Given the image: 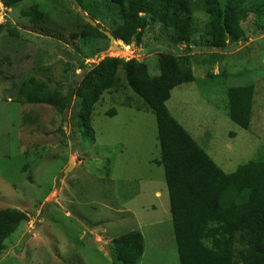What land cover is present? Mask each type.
Instances as JSON below:
<instances>
[{"label":"rangeland","instance_id":"374dc122","mask_svg":"<svg viewBox=\"0 0 264 264\" xmlns=\"http://www.w3.org/2000/svg\"><path fill=\"white\" fill-rule=\"evenodd\" d=\"M34 4L46 13L43 27L20 16ZM87 4L94 5L92 0H26L9 12L0 1V226L6 210L27 218L6 240L0 264H122L113 241L134 231L146 241L141 264H179L155 116L119 107L105 94L94 111L93 139L80 127L75 100L67 120L50 107L23 103L33 79L44 78L43 67L50 69L54 87L66 92L86 71L82 59L87 67L106 57L137 59L151 69L157 65L158 56L141 46L117 42L122 51H114L106 39L74 40L82 19L111 28L108 20L96 21ZM196 23L200 43L207 23L203 12L196 13ZM261 23L256 18L246 23L251 38L232 52L204 47L176 58L194 70L195 81L172 92L168 109L227 174L264 159V31L253 36ZM241 32H236L239 40ZM157 37L150 48L167 47L166 36L159 31ZM90 54L94 59L87 58ZM151 69L159 75L157 67ZM251 70L256 98L253 123L245 131L228 116L232 82L219 76ZM211 73L218 77L214 82ZM113 108L117 116L109 117ZM28 117L34 123L25 122Z\"/></svg>","mask_w":264,"mask_h":264},{"label":"trees","instance_id":"16d2710c","mask_svg":"<svg viewBox=\"0 0 264 264\" xmlns=\"http://www.w3.org/2000/svg\"><path fill=\"white\" fill-rule=\"evenodd\" d=\"M0 1L10 12L20 9L26 0ZM92 3L93 6L87 4V9L95 14L96 21L111 22V28L103 30L110 31L125 46H141L146 54L154 53L158 56L155 68L137 59L110 57L87 67L82 59L80 65L86 74L81 82L74 81L64 92L54 87L50 69L43 67L40 73L44 78L33 79L23 103L50 107L67 120L75 100L76 112L81 114L80 127L93 139L94 111L105 94L119 107L154 115L179 264H264V159L245 164L232 174L225 173L167 106L176 88L195 81L194 70L183 67L176 58L204 47L214 52H232L240 42H249L251 37L244 27L252 18L263 20L253 36L264 31V0H92ZM198 12L207 18L200 43L195 40ZM20 16L40 27L47 18L37 4L22 9ZM79 29L80 33L71 35L74 40H109L100 32L101 26L93 27L83 19ZM238 30L243 33L241 40L236 36ZM159 31L166 36L167 47L151 49L152 44L159 42ZM11 35L18 36L13 32ZM87 58L94 59L92 54ZM156 67L159 75H152L150 69L154 71ZM249 68L254 69L251 65ZM253 73L251 70L219 76L232 82L226 92L228 116L245 131L251 129L254 118ZM208 78L214 82L218 77L211 73ZM243 78L249 81L245 83ZM107 115L115 117L117 110L113 108ZM25 122L34 123V119L28 117ZM26 219L21 212L4 211L0 259L7 251L6 240ZM145 242L138 231L115 239L112 245L116 261L141 264ZM17 252L21 253V249Z\"/></svg>","mask_w":264,"mask_h":264},{"label":"water","instance_id":"95a60500","mask_svg":"<svg viewBox=\"0 0 264 264\" xmlns=\"http://www.w3.org/2000/svg\"><path fill=\"white\" fill-rule=\"evenodd\" d=\"M86 22H88L91 26L94 27V21L91 20V19H86ZM100 32L103 33L108 39H109V42H110V45L112 46V49L114 51H121V48L120 46H118L117 44V41L115 39V37L111 34V33H108L106 31H103L102 29H100ZM86 73V71H83L81 75H78L76 77V81L79 82L81 80V78L84 76V74Z\"/></svg>","mask_w":264,"mask_h":264},{"label":"clouds","instance_id":"9594fccd","mask_svg":"<svg viewBox=\"0 0 264 264\" xmlns=\"http://www.w3.org/2000/svg\"><path fill=\"white\" fill-rule=\"evenodd\" d=\"M117 42H120V41H117ZM120 43H122V42H120ZM123 44V43H122ZM124 45V44H123ZM121 47V46H120ZM128 47V46H127ZM122 51V50H121Z\"/></svg>","mask_w":264,"mask_h":264}]
</instances>
